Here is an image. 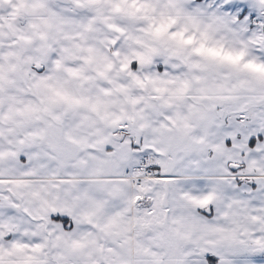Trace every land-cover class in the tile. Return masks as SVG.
Wrapping results in <instances>:
<instances>
[{
    "label": "snow or ice",
    "instance_id": "6c2138e0",
    "mask_svg": "<svg viewBox=\"0 0 264 264\" xmlns=\"http://www.w3.org/2000/svg\"><path fill=\"white\" fill-rule=\"evenodd\" d=\"M0 264H264V0H0Z\"/></svg>",
    "mask_w": 264,
    "mask_h": 264
}]
</instances>
